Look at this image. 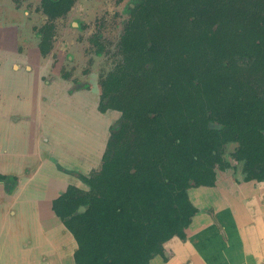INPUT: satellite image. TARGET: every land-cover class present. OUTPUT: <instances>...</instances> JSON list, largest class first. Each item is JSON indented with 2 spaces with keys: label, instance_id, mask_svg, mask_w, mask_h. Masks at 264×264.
<instances>
[{
  "label": "trees",
  "instance_id": "1",
  "mask_svg": "<svg viewBox=\"0 0 264 264\" xmlns=\"http://www.w3.org/2000/svg\"><path fill=\"white\" fill-rule=\"evenodd\" d=\"M73 1L41 0V55ZM128 11L120 59L100 80V112L120 116L99 169L52 200L75 264L161 255L197 213L188 190L213 185L231 144L244 181L264 180V0H133ZM0 182L10 192L17 179Z\"/></svg>",
  "mask_w": 264,
  "mask_h": 264
},
{
  "label": "rangeland",
  "instance_id": "2",
  "mask_svg": "<svg viewBox=\"0 0 264 264\" xmlns=\"http://www.w3.org/2000/svg\"><path fill=\"white\" fill-rule=\"evenodd\" d=\"M132 2L75 0L68 13L52 21V47L43 56L38 48L40 29L49 21L41 12V0H0V174L6 172L9 163L16 169L27 162L32 164L37 155L23 154L34 148L59 170L55 171L57 181L53 185L64 190L68 185L87 189L81 176L99 169L110 128L120 116L115 110L100 112V80L120 59L116 55L118 40L125 12ZM91 39L97 40V46ZM98 45L103 48L101 55L95 51ZM33 110L45 117L38 118ZM28 112L30 118L32 115L41 123V135H35L34 139L29 133L20 135L27 130L21 119ZM235 147L231 144L226 149L227 165L215 167L213 185L189 190L192 203L198 208L215 209L217 184L226 188L231 183L249 182L243 178V161L232 156ZM11 148L17 155L7 156L5 151L9 153ZM43 169L47 175L55 174L48 167ZM14 189L5 191L10 194ZM210 212L205 224L193 226L190 219L183 238L174 236L163 243L158 264L168 261L169 246L187 240L201 257L217 256V213ZM202 225L206 231L198 235Z\"/></svg>",
  "mask_w": 264,
  "mask_h": 264
},
{
  "label": "crops",
  "instance_id": "3",
  "mask_svg": "<svg viewBox=\"0 0 264 264\" xmlns=\"http://www.w3.org/2000/svg\"><path fill=\"white\" fill-rule=\"evenodd\" d=\"M33 112L38 118L45 117L37 110ZM21 120L27 125L21 136L29 133L34 139L35 135H41L40 120L32 115L30 118L29 112ZM5 152L7 156L17 155L14 148L9 153ZM32 155H37L32 164L27 162L16 169L13 163H9L3 173L16 176L17 184L10 194L6 193L4 186H0V264H75L77 243L52 210V200L64 191L52 183L57 181L54 176L59 170L52 161L40 157L34 148L30 153L23 154ZM25 166H28L26 170ZM45 167L55 174H45ZM221 185L217 184V206L212 209L213 213H217V256L208 254L201 257L187 240L167 248L170 256L164 264H264V182L241 181L226 188ZM193 205L197 213L190 224H205L212 210ZM210 220L215 221L213 218ZM203 230L206 231L205 226L199 228L198 235ZM62 233L65 241L62 240ZM159 258L156 255L148 264H158Z\"/></svg>",
  "mask_w": 264,
  "mask_h": 264
},
{
  "label": "flooded vegetation",
  "instance_id": "4",
  "mask_svg": "<svg viewBox=\"0 0 264 264\" xmlns=\"http://www.w3.org/2000/svg\"><path fill=\"white\" fill-rule=\"evenodd\" d=\"M74 2H75V0L73 1V3H74ZM128 6H132V3L128 4ZM71 7H72V6H71ZM70 9H71V8H70ZM68 12H69V11H68ZM68 12H67V13H68ZM128 12H129V11H128V9H127V11L125 12V13H126V14H125V15H126V16H125L126 19H124L123 23L127 20L128 16H129V13H128ZM123 23H122V28H123ZM121 33H122V30H121ZM121 33H120V35H121ZM119 37H120V36H119ZM107 111H108V110H107ZM213 127H214V126H213ZM109 135H110V132H109ZM108 137H109V136H108ZM107 140H108V139H107ZM106 142H107V141H106ZM234 160H236V159H234ZM236 161H237V160H236ZM216 166H217V165H216ZM216 166H215V167H216ZM194 188H196V187H194ZM188 191H189V190H188Z\"/></svg>",
  "mask_w": 264,
  "mask_h": 264
},
{
  "label": "water",
  "instance_id": "5",
  "mask_svg": "<svg viewBox=\"0 0 264 264\" xmlns=\"http://www.w3.org/2000/svg\"><path fill=\"white\" fill-rule=\"evenodd\" d=\"M213 127V124H210Z\"/></svg>",
  "mask_w": 264,
  "mask_h": 264
}]
</instances>
